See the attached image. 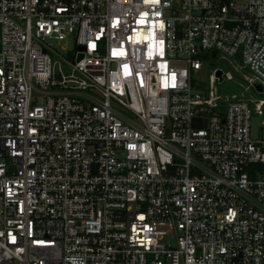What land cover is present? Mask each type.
<instances>
[{"label": "built area", "instance_id": "built-area-1", "mask_svg": "<svg viewBox=\"0 0 264 264\" xmlns=\"http://www.w3.org/2000/svg\"><path fill=\"white\" fill-rule=\"evenodd\" d=\"M253 113L264 0H0V264H264Z\"/></svg>", "mask_w": 264, "mask_h": 264}, {"label": "rangeland", "instance_id": "rangeland-1", "mask_svg": "<svg viewBox=\"0 0 264 264\" xmlns=\"http://www.w3.org/2000/svg\"><path fill=\"white\" fill-rule=\"evenodd\" d=\"M61 45L63 48H61ZM59 50L62 52H66V50L72 48V40L67 38L66 43L56 45ZM210 57L208 58V60ZM213 62H205L203 63L202 67L198 70V72L194 73V76L198 80L205 81L208 83L210 80L209 73H211L212 68L215 65L220 66L223 69V78L221 80L210 81V88L214 95H219L220 97L226 94L236 93L239 90L243 91L245 95L251 96L254 95L253 91L246 87V83L237 76L234 70L227 66L223 61L219 60H212ZM218 101L223 103V98H219ZM264 119V114L253 113L251 117V129L252 133H256L261 121Z\"/></svg>", "mask_w": 264, "mask_h": 264}, {"label": "water", "instance_id": "water-1", "mask_svg": "<svg viewBox=\"0 0 264 264\" xmlns=\"http://www.w3.org/2000/svg\"><path fill=\"white\" fill-rule=\"evenodd\" d=\"M214 54H215V50L212 51V55H214ZM216 74H217L218 77L220 78V77H221V69H217V70H216ZM195 118H197V120H198V125H200V123H201V119H200L199 117H195Z\"/></svg>", "mask_w": 264, "mask_h": 264}]
</instances>
